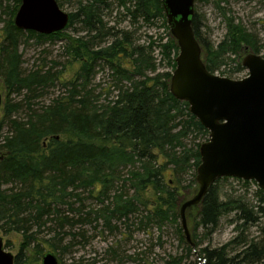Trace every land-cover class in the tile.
Returning <instances> with one entry per match:
<instances>
[{
    "label": "trees",
    "instance_id": "16d2710c",
    "mask_svg": "<svg viewBox=\"0 0 264 264\" xmlns=\"http://www.w3.org/2000/svg\"><path fill=\"white\" fill-rule=\"evenodd\" d=\"M12 1L15 6L8 12L0 41V70L10 91L26 90L39 97L37 90L46 87L47 82L51 81L53 86L55 81H61L57 72L51 74L48 70L22 76L17 54L22 39L66 40L64 53L79 67L71 79L62 83L65 95L40 110H33L28 104L26 122L11 119L15 110L5 104V117L0 119V222L22 234L23 245L32 243L41 230H46L53 234L52 248L59 246L64 253L88 243L82 229L86 226L94 229L100 224L103 231L120 233V226H128L129 217L136 214L141 215L138 227L152 224L161 230L167 222L176 223L183 202L179 188L181 176L191 170L194 172L192 184L196 183L195 171L200 163L199 145L186 147L183 140L194 132L206 138L208 132L190 114L187 103L170 94V73L146 75L156 71L155 59L149 54L155 42L151 41L149 48L136 46L126 34L117 37L102 20L103 12L115 5L131 20L141 18L146 24L161 21L167 30L161 0H75V11L69 13L66 29L79 25L78 32L85 35L76 39H70L62 31L46 36L18 30L13 20L20 0ZM219 1L213 0L222 17L225 34L216 46L202 38L195 12L192 22L202 61L212 74L226 64L229 57L259 55L264 50V45L241 24L235 23L219 6ZM56 2L59 7L63 3ZM106 38L111 42L106 43ZM157 45L161 61L173 71L178 54L176 42L169 34L165 43ZM98 62L107 63L119 81L131 83L129 89L120 92L113 106L100 112L87 89ZM126 62L129 68L124 65ZM242 70L238 61L230 70V78ZM6 119L10 129L8 135L1 138ZM155 151L163 155L161 161ZM127 167L131 168L128 177L122 178L120 169ZM173 179L177 186L170 185ZM117 183H121L119 187ZM213 187L214 184L197 206L186 210V213L197 211V227L207 234L212 233L226 209L238 213L242 227L256 221L241 200L221 203ZM89 199L94 200L96 206L88 207L85 202ZM182 240L184 255L170 257L164 264H191L187 259L194 257L199 243L192 236L193 247L186 243L184 236ZM64 241L67 244L63 245ZM233 242L237 243V238ZM228 247L202 248L198 251V261L192 264H264L262 241L243 243L236 254ZM112 251H108L109 255ZM19 258L20 254L14 258V264L22 263Z\"/></svg>",
    "mask_w": 264,
    "mask_h": 264
},
{
    "label": "rangeland",
    "instance_id": "374dc122",
    "mask_svg": "<svg viewBox=\"0 0 264 264\" xmlns=\"http://www.w3.org/2000/svg\"><path fill=\"white\" fill-rule=\"evenodd\" d=\"M60 1L63 2L60 8L64 12L69 14L75 11V0ZM14 6L12 0H0V41L4 36V27L9 17L8 12H11ZM219 6L227 11V14L235 20V23L241 24L249 33L253 34L259 44L264 45L263 0H220ZM194 10L198 17L202 38L216 46L225 34L224 23L216 8V3L213 0H209L207 3L196 2ZM102 20L108 29H112L111 32L116 33L117 37L126 34L129 41L136 46L149 48L151 41L155 42L151 52L149 50V54L155 59L156 71L154 73L147 72V76L152 77L157 73H170V76L172 75L173 71L170 66L161 61L160 49L157 45L160 42L165 43L170 34L169 29L166 30L161 21L146 24L141 18L136 21L131 20L122 8L115 5L103 12ZM78 31L79 25H74L62 32L70 39L85 35ZM105 41L108 43L111 42V39L106 38ZM67 43L66 40L52 41V39H46L38 42L33 38L22 39L17 52L20 57L19 69L22 76L36 70H41V73L48 70L51 74L57 72L61 81H55L53 86L51 81L47 82L46 87L37 90L40 94L39 97H36L26 90H21V92L10 91L4 83V77L0 70V93L2 95L0 119L5 117L6 103L10 105L11 110H15L11 114V119L26 122L29 115L28 104L31 105L33 110H40L41 107L49 105L53 99L66 94V88L62 83L71 79L73 72L79 67L77 63L71 62L68 54L64 53L65 44ZM263 54L264 50H261L259 55L263 57ZM244 56L229 57L231 61L226 60V64L222 65L214 74L230 78V70L235 68L238 61L241 63ZM53 62L57 64L54 65ZM124 65L129 68L128 62ZM246 76L247 71L244 69L232 75L230 79L238 80ZM130 84V81L127 80L119 81L107 63L98 62L87 89H90L91 101L100 112L101 109L113 106L118 101L120 94L129 89ZM120 89L123 90L120 91ZM9 129V123L6 119L1 138L8 135ZM207 140L208 137L205 138L194 132L189 134L183 140V143L186 147H193L195 144L200 146ZM164 147L168 149L169 146ZM176 151L179 152L178 149ZM155 153L159 154L158 151H155ZM159 156V161H161L163 155L159 154ZM130 169V167L120 169L121 177L127 178ZM193 173V171L188 170L186 174L181 176L179 188L183 196V202L189 200L197 191V184H192ZM171 179L169 177V180ZM120 184L117 183L116 185L119 187ZM170 185L177 186L175 180L171 181ZM128 187L129 185L126 186L127 189ZM5 188H10V186ZM213 188L221 203L241 200L250 214L256 218V221L242 227V220L237 218L238 213L231 210L226 211V209L219 217L214 231L207 234L206 230L197 227V211H187L186 224L190 239L192 236L199 243L194 251V257L187 259L188 263L191 264L198 261V251L202 248L214 249L229 245L228 249L231 250L232 254H236L242 249L243 243L249 244L250 242L260 241L264 243V192L257 187L256 183L236 178H221L214 183ZM128 193L129 195L132 194L129 190ZM95 203L92 199L85 202L88 207L96 206ZM139 219H141L140 214L131 215L127 221L128 226H120V233L110 234L103 231L100 224L94 229L93 226L83 227L88 243L85 246L80 244L75 248L68 249L66 253L62 252L59 246L52 248L54 246L52 242L53 234L46 230H41L32 243L23 245L22 234L14 231L11 225H4L3 222H0V238L4 249L12 254L14 258L20 254L21 264H41V257L46 253L56 256L59 264H90L91 262L95 264H164L170 257L184 255L180 218L176 223L167 222L161 230L152 224L139 225L140 227H138ZM31 230L34 232L35 228H31ZM235 238H237V243L233 242ZM62 244H67V241ZM110 249L113 251L109 255L108 251ZM114 253H116L115 259H113Z\"/></svg>",
    "mask_w": 264,
    "mask_h": 264
},
{
    "label": "water",
    "instance_id": "95a60500",
    "mask_svg": "<svg viewBox=\"0 0 264 264\" xmlns=\"http://www.w3.org/2000/svg\"><path fill=\"white\" fill-rule=\"evenodd\" d=\"M170 36L178 54L169 92L188 105L189 112L208 132L198 148L195 194L179 209L180 226L187 244L194 246L186 224V210L197 206L217 179L254 181L264 192V57L248 53L241 61L247 76L234 80L208 72L194 36V0H161ZM69 14L56 0H20L14 26L23 32L51 35L66 29ZM2 95L0 93V109ZM0 264H14L0 238ZM41 264H58L51 253Z\"/></svg>",
    "mask_w": 264,
    "mask_h": 264
},
{
    "label": "flooded vegetation",
    "instance_id": "af4514ba",
    "mask_svg": "<svg viewBox=\"0 0 264 264\" xmlns=\"http://www.w3.org/2000/svg\"><path fill=\"white\" fill-rule=\"evenodd\" d=\"M58 259V258H57ZM58 264H59V260H58Z\"/></svg>",
    "mask_w": 264,
    "mask_h": 264
}]
</instances>
